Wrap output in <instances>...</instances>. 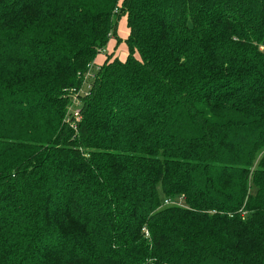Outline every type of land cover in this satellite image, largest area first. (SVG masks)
<instances>
[{
  "label": "trees",
  "instance_id": "1",
  "mask_svg": "<svg viewBox=\"0 0 264 264\" xmlns=\"http://www.w3.org/2000/svg\"><path fill=\"white\" fill-rule=\"evenodd\" d=\"M0 264H264V0H0Z\"/></svg>",
  "mask_w": 264,
  "mask_h": 264
},
{
  "label": "rangeland",
  "instance_id": "2",
  "mask_svg": "<svg viewBox=\"0 0 264 264\" xmlns=\"http://www.w3.org/2000/svg\"><path fill=\"white\" fill-rule=\"evenodd\" d=\"M126 17H121L118 22L117 35H110L107 44L102 48L94 57L91 64H89V70L85 73L87 77V82L82 86L80 90L81 95L86 94L89 91V84L93 79V73L91 68H97L102 66L104 62L108 59L119 58L120 60H125L128 55V45L126 43V38L128 36L129 30L126 29L127 22ZM96 65V66H95ZM89 73V75H88ZM92 83V82H91ZM68 109L74 114L76 121L79 120L81 114L80 99L77 93L74 94L72 101L70 102ZM173 202L165 204H172Z\"/></svg>",
  "mask_w": 264,
  "mask_h": 264
},
{
  "label": "built area",
  "instance_id": "3",
  "mask_svg": "<svg viewBox=\"0 0 264 264\" xmlns=\"http://www.w3.org/2000/svg\"><path fill=\"white\" fill-rule=\"evenodd\" d=\"M88 75H89V73H88ZM171 201L170 200H167V203H170Z\"/></svg>",
  "mask_w": 264,
  "mask_h": 264
},
{
  "label": "crops",
  "instance_id": "4",
  "mask_svg": "<svg viewBox=\"0 0 264 264\" xmlns=\"http://www.w3.org/2000/svg\"><path fill=\"white\" fill-rule=\"evenodd\" d=\"M126 23V22H125ZM126 29L128 30V27L126 26ZM96 66V65H95Z\"/></svg>",
  "mask_w": 264,
  "mask_h": 264
}]
</instances>
